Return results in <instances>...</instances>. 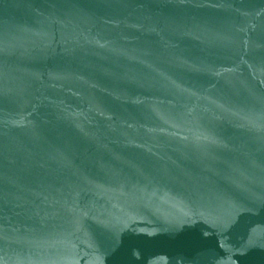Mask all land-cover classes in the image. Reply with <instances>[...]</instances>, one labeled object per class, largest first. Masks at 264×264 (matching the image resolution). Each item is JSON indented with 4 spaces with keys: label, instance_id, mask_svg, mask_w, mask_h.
Segmentation results:
<instances>
[{
    "label": "water",
    "instance_id": "water-1",
    "mask_svg": "<svg viewBox=\"0 0 264 264\" xmlns=\"http://www.w3.org/2000/svg\"><path fill=\"white\" fill-rule=\"evenodd\" d=\"M0 264H264V0H0Z\"/></svg>",
    "mask_w": 264,
    "mask_h": 264
}]
</instances>
